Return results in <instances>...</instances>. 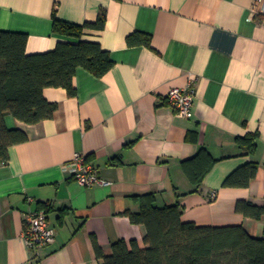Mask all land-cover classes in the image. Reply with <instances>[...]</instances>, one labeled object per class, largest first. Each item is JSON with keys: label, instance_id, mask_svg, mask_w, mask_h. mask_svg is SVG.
I'll return each instance as SVG.
<instances>
[{"label": "crops", "instance_id": "0c3cea01", "mask_svg": "<svg viewBox=\"0 0 264 264\" xmlns=\"http://www.w3.org/2000/svg\"><path fill=\"white\" fill-rule=\"evenodd\" d=\"M254 0H0V29L28 34L27 52L78 38L54 32V18L82 25L106 14L104 28H86L114 64L103 76L80 67L76 95L47 87L58 105L37 124L5 116L28 139L0 165V264H102L119 240L145 247L137 196L159 207L179 203L181 219L202 226L243 225L264 236V217H246L239 200L264 204V15ZM135 33L151 47L130 45ZM194 82V115L169 105L172 87ZM255 135L249 150L238 138ZM205 148L214 164L195 185L186 171ZM84 153L110 185H80L67 168ZM256 163L247 187H226L236 169ZM212 193L216 196L211 198ZM46 209L54 241L37 250L24 238L25 217Z\"/></svg>", "mask_w": 264, "mask_h": 264}, {"label": "trees", "instance_id": "16d2710c", "mask_svg": "<svg viewBox=\"0 0 264 264\" xmlns=\"http://www.w3.org/2000/svg\"><path fill=\"white\" fill-rule=\"evenodd\" d=\"M106 14L95 22L82 25L54 18L53 30L59 35L78 38L77 42L60 41L55 49L29 54L28 34L0 29V165L9 161V148L28 139L19 128H8L5 116L37 124L54 115L58 105L44 96L47 87L66 88L70 96L77 91L74 77L83 67L96 76H103L113 66L110 52L97 41L83 39L86 28H104ZM130 45L151 47V36L135 33L128 37ZM255 135L238 138L251 151L257 147ZM214 158L202 148L187 166L188 176L200 185L214 164ZM258 165L248 163L236 169L225 180L226 187H247L256 176ZM139 212L128 211L130 220L144 225L145 247L136 240H119L112 246L113 253L106 256L97 242L95 248L102 264H264V236H254L241 224L202 226L181 219L182 206L159 207L155 194L137 196ZM236 210L246 217L260 220L264 217V204L239 200Z\"/></svg>", "mask_w": 264, "mask_h": 264}, {"label": "built area", "instance_id": "2783aa9c", "mask_svg": "<svg viewBox=\"0 0 264 264\" xmlns=\"http://www.w3.org/2000/svg\"><path fill=\"white\" fill-rule=\"evenodd\" d=\"M252 13L264 15V0H254ZM194 94V82L189 81L186 85L172 87L167 94V101L179 116L191 118L194 115ZM67 168L73 178L84 187L95 184L110 185V181L99 176L98 169L87 159L84 153H76ZM215 196L216 194L212 193L211 198L214 199ZM54 236L55 231L50 226L46 209H39L26 215L24 238L30 248L37 250L50 244L54 241Z\"/></svg>", "mask_w": 264, "mask_h": 264}]
</instances>
